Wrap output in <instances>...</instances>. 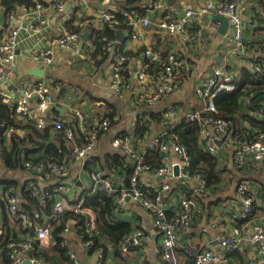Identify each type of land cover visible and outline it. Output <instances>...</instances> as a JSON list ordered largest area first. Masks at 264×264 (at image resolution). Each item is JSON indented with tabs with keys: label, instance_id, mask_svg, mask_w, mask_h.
<instances>
[{
	"label": "built area",
	"instance_id": "built-area-1",
	"mask_svg": "<svg viewBox=\"0 0 264 264\" xmlns=\"http://www.w3.org/2000/svg\"><path fill=\"white\" fill-rule=\"evenodd\" d=\"M35 1L34 6H22L6 14V26H0V93L14 82L18 69V50L28 41L32 61L42 62L46 68H51L55 62L56 48L71 51L82 39L81 32L67 28L72 20L68 15L66 0ZM243 1L245 0H207L198 8L186 9L180 18L159 19L157 26L169 33L181 32L186 41H192L197 37L194 26L204 21L203 18L207 14H221L227 17L229 32L225 34L224 39L241 51V70L250 74L256 81L262 82L259 88L262 96L258 103L253 102L257 91L251 87L243 91L239 100L244 114L239 122L245 134H237L238 127L233 120L220 116L216 105L218 97L234 93L239 87L237 80L240 79V72L231 70L230 61L213 67L210 75L199 79L194 96L202 103L200 107L183 112L177 106H167L157 111L160 119H153L143 109L137 111L132 127L134 131L121 128L110 138V173L90 154L100 137L110 132L112 120L109 117L97 116L90 122L86 113L74 110L75 120H64L51 111V107L57 103L56 96L52 84L45 80L26 81L15 100L3 98V101L13 108L17 122H31V125L41 129L50 125L55 131L64 133L66 145L71 149L62 161L35 162V159L22 157L25 169L30 170L34 176L23 186V190L39 198L42 207L39 213L45 211L46 202L50 203V213L44 218L42 225L34 224L30 220V216L22 207L17 188L7 186L6 179H2L0 197L5 203L6 211L14 219L35 228L30 237L10 239V264H21L26 259L30 264H49L42 255L36 253L42 248L55 245L66 249L70 264H81L79 253L70 242V234L77 235L87 251H92V264H105L107 253L116 250V245L102 237L100 245L93 249V238L100 236V233L97 215L86 205V196L99 190L113 198V212L117 217L125 211L128 203H134L150 213L154 232L160 235L163 264H237L233 255L245 251L246 264H264V195L257 184L246 175H241L236 184L238 200L233 199L226 206L233 226L230 231L219 234L220 250L216 251L204 240L201 241L204 244L198 245L197 248L183 246L180 242L181 233L190 228L198 217L201 209L198 198L210 195L212 186L204 174L192 170L190 154L172 129L182 122H197L200 126V147L217 157L222 167L228 163V159L238 169L252 170L264 166V130L255 127L245 117L264 121V64L257 56L259 51L264 55V42L255 45L247 38L249 22L238 10ZM77 2L84 7L89 0ZM168 7L166 0H153L151 10L166 11ZM51 8L60 14L62 20L53 41H50L51 35L46 33L50 27ZM115 12H102L96 17L104 24L119 25L120 20ZM119 12L129 18L131 39H140L136 32L137 25L147 27L152 24L147 15L136 13L134 10L123 9ZM212 22V25L206 24V27L214 33L222 24L220 21ZM23 32L26 33L25 36ZM103 39L106 40V51L109 55L114 54L111 61V87L116 92H121L125 80L123 71L126 68L129 70L134 55H126V52L132 51L126 50L125 44L120 43L118 39ZM144 54L146 58L138 73L141 86L140 107L143 108L155 105L174 93L185 67V60L173 50L162 51L157 47H145ZM234 56L235 51H227L226 57ZM153 66L160 68L158 74L151 73ZM152 76L156 77L157 81H150ZM76 119L80 131L74 126ZM153 126H157L159 130L151 137L149 132ZM142 127L145 131L140 134ZM14 130L11 126L5 131V141L10 140ZM143 138L146 139L143 141ZM151 152L159 153L158 166L148 162ZM113 155L119 156L122 162H118ZM73 160L78 162L80 169L87 170L91 181L89 185L82 183L79 178L70 179L66 162ZM175 167L178 168L177 174ZM152 177L158 178L159 181L156 183ZM40 182H44L46 186L42 187ZM179 184L186 185L189 190ZM237 201L241 204L238 205ZM57 226L62 227L59 232H55ZM84 233L88 234V238ZM152 235L144 229H134L123 238L117 250L123 255L135 250L142 252ZM181 248L191 253L192 258L179 262L177 250ZM139 264L144 263L141 260Z\"/></svg>",
	"mask_w": 264,
	"mask_h": 264
},
{
	"label": "crops",
	"instance_id": "crops-1",
	"mask_svg": "<svg viewBox=\"0 0 264 264\" xmlns=\"http://www.w3.org/2000/svg\"><path fill=\"white\" fill-rule=\"evenodd\" d=\"M123 1L89 0L86 6L81 7L77 0H66V8L69 6L67 10L68 15L71 16L72 20L68 23L67 28L73 30L79 27L82 34L88 32V40L82 38L75 49L71 51L56 48L55 62L51 68H46L42 62L32 61V51L30 42L28 41L18 50V69L15 80L12 83L14 89L7 88L8 86H6L1 93L3 98L7 97L15 100L20 95L19 89L23 83L29 80H45L52 84L57 102L55 104L65 109L66 112L64 116L61 115L56 109V105L51 107V111L61 116L64 120H75L73 118L74 110L86 113L90 122H93L97 116L109 117L112 120L110 132L100 137L96 142L95 149L90 153L98 159L100 166L108 173H110L109 160L112 156L110 138L121 128L131 130V132L134 131L132 127L137 111L143 109L152 116L153 113L156 114L157 111H161L163 108L172 105L177 106L183 112L200 107L202 103L194 96L196 84L199 79L210 75L213 67L224 64L226 61H230L229 67L231 70H239L240 79H244V72L241 70L242 59H240L239 53L241 51L224 39L225 34L220 33V29L214 33L207 29L206 24L212 25L213 23L209 17L205 16L203 18L204 21L194 26L193 30L197 34V37L192 41H186L181 32L169 33L168 31L160 30L157 26L159 19L163 17L169 19L180 18L184 15L186 9L198 8L207 0H166L169 4L166 11H152L153 0H144L141 2V6L146 9L144 15H147L151 19L152 24L147 27H143L140 24L137 25L136 32L140 35V39L138 40L131 39L130 35L126 37L124 43L125 49L132 51V56L134 55V57L130 62L129 75L125 76L123 90L116 92L111 87L113 79L111 61L114 54L110 53L105 60L100 57L94 59L93 52L95 51V47L93 39L95 37L94 30H102L105 27V24L100 19H97L96 16L106 11L119 12L123 9H129L128 5L124 4L125 2ZM255 6L254 1L245 0L239 4L238 10L249 22L246 32L247 38L252 40L255 45H260V43L264 42V19L261 21L253 19ZM49 22L50 27L46 33L51 35L50 41H53L57 35V28L62 23L60 14L53 8L49 12ZM118 31L130 33V30L125 28H119L117 29ZM25 35L26 33L23 32V36ZM115 38L117 39V37ZM145 47H157L162 51L173 50L185 60V67L174 93L164 97L155 105L143 108L140 107L142 103L139 99L141 86L138 82V73L142 69L146 58L144 54ZM228 50L235 51L234 58L226 57ZM257 56L264 60V55L260 51ZM35 68L44 69L43 78L32 74ZM151 80L157 81V78L152 76L150 77ZM30 123L19 122L22 126L29 125ZM74 126L80 131L77 119ZM27 130L29 128H26ZM158 130L157 126H153L149 132V136L152 137ZM26 131L24 128H16L13 133L16 132L20 138H25ZM53 133H55V130ZM145 139L143 138V141ZM52 140L57 142L54 135L50 141ZM6 143L9 144L10 140L6 141ZM26 148L30 149V146L26 145ZM24 155V153H21L20 157H24ZM33 156H36V154L34 153ZM228 160L226 165L223 164L225 181L219 187L212 186L211 194L206 198H198L201 203V209L193 225L180 235V242L183 246L197 248L198 245L204 244L203 242L201 243L204 240L207 242V245L216 251L220 250L218 242L219 234L230 231L233 226V221L228 214L226 206L233 199L238 200L236 184L239 178L242 177L241 175L251 178L264 195V166L254 168L255 171H252L253 169L251 170V168L238 169V167L233 166L230 159ZM219 164L222 163L219 161ZM66 165L68 166L70 179L77 180L79 178L82 183L87 185L91 183L87 170L80 169L77 161L66 162ZM256 171H259L260 174H256ZM32 178L34 176L30 170L25 168L9 170L5 168L3 161L0 160V186H3L2 179H6L7 183L16 187L22 204L25 202L22 195L23 186L28 181L30 182ZM152 180L156 183L159 181L155 177H152ZM40 185L42 187L46 186L44 182H40ZM237 203L238 205L241 204L240 201H237ZM44 209L43 213L38 212L39 216L30 217V220L34 224H43L44 218L48 216L51 210L49 202L45 203ZM5 212L0 201V232L3 234V237H30L33 235L35 231L34 226H28L21 221L15 222L9 219L12 216L8 212H6L7 214ZM118 218L131 222L134 229L149 231L153 234L152 239L145 243L142 252L135 250L128 255L121 254L116 246V250H110L107 253L105 264H139L141 260L144 264H163L160 255V235L154 232L150 213L134 203H128L125 211L121 215H118ZM70 242L78 251L81 264H92L93 253H91L92 251H87L82 240L77 235L70 234ZM246 252H238L239 257H235L237 264H242L241 261L244 258L242 259L241 255L243 254L245 257ZM177 258L179 262H184L191 259L192 254L181 248L177 250ZM0 264H2L1 255ZM21 264H24V262Z\"/></svg>",
	"mask_w": 264,
	"mask_h": 264
},
{
	"label": "trees",
	"instance_id": "trees-1",
	"mask_svg": "<svg viewBox=\"0 0 264 264\" xmlns=\"http://www.w3.org/2000/svg\"><path fill=\"white\" fill-rule=\"evenodd\" d=\"M43 2L42 0H39ZM144 0H125L124 4L129 6V11H137L139 14H144L146 9L141 6V2ZM255 2L256 6L254 8V16L253 19L263 20L264 19V0H252ZM36 4L35 0H0V11H4L5 14H8L11 11L17 10L19 7L26 6H34ZM116 17L120 20L119 25L110 26L109 24H105L104 29L102 30H94L95 37L93 39L95 51L93 52V58L100 57L102 59H106L109 56V52L106 51L105 45L107 39H115L117 29L125 28L127 30H131V26L129 24V18L124 16L121 12H115ZM1 28V27H0ZM72 31L81 32V29L78 27L73 29ZM261 44V43H260ZM126 55L131 57L132 53L126 52ZM264 64V60L260 59ZM160 68H155L154 66L151 69L152 74H157ZM128 69L126 68L123 71L124 79L127 77ZM238 81V90L234 93L228 94L226 96H221L216 99V105L219 110V115L228 119H232L235 123L238 130H236L237 134H245L244 128L240 126V117H244L241 109V103L239 102L243 91L246 88H255L257 91L256 97L253 99V102L258 103L260 97L262 96L260 91V86L262 84L261 81H256L254 77H252L248 73H244V79H239ZM252 108V107H251ZM153 119H160L159 114H152ZM246 119L250 120L255 127L264 130V121L256 120L250 116H245ZM75 123V122H73ZM0 160L3 161L5 168L9 170H18L25 168L23 165V158L20 157L21 153H24V158L27 159H35L34 161H51L58 160L62 161L71 151V149L66 145L67 139L62 131H55L53 133L52 126L48 125L47 127L41 129L37 128L35 125H25L22 126L19 122L16 121L14 110L9 105L4 103L3 96L0 93ZM13 126L15 129L17 128H29L26 131L25 138H20L16 132L12 133L10 136V143H6L4 140L5 131ZM199 124L197 122H182L178 124L172 131L176 133L181 142L186 146L191 160H192V170L198 171L204 174L207 179L209 185L213 187H219V185L225 181L223 167L219 164V160L214 155L209 152L203 150L198 141H199ZM75 128V127H74ZM145 128H141L139 130L140 134H143ZM54 135L56 141H50ZM84 140V138L82 139ZM26 145L30 146L26 148ZM25 146V147H24ZM34 153L36 156H33ZM113 157L119 162H122V159L119 156L113 155ZM148 162L152 163L154 166L159 165V153L151 152L148 156ZM252 171H255L253 169ZM256 174H260L259 171H256ZM255 178V177H254ZM7 186L10 183L5 182ZM23 202L22 207L28 213L30 217L36 216L38 211H42L41 201L38 197L33 196L30 192L22 189ZM1 198V197H0ZM1 205L5 207V203L1 198ZM86 205L90 206L97 215V224L99 228L100 236L94 237V246L93 249L98 247L100 244V239H103L107 242L114 243L117 247L123 240V238L130 234L134 227L131 222L125 221L123 219L118 218L113 212L114 200L112 197L108 196L102 190L97 191L94 194L86 196ZM7 212V211H6ZM5 212V213H6ZM7 214V213H6ZM9 215V214H8ZM14 220L15 222H19V220H15L14 218H9ZM62 227H56L55 232H59ZM82 230V229H81ZM86 238H88V234L84 233ZM13 237H3V234L0 232V255L2 256V264H10L11 259L9 255L8 243ZM38 255H42L49 264H70L68 257L66 255V249L59 246H51L40 249ZM240 254V253H239ZM237 256L239 257L238 252L233 255L234 259ZM242 257V264H246V259L244 255Z\"/></svg>",
	"mask_w": 264,
	"mask_h": 264
},
{
	"label": "water",
	"instance_id": "water-1",
	"mask_svg": "<svg viewBox=\"0 0 264 264\" xmlns=\"http://www.w3.org/2000/svg\"><path fill=\"white\" fill-rule=\"evenodd\" d=\"M68 7H67V10H68ZM206 16L209 17L212 21H220L221 24H222L221 27H220V33L226 34V32L228 30V27H229V21H228L227 17H225L224 15H221V14H212V13H209ZM0 26L1 27L6 26V14H5L4 11H2L0 13ZM0 32H1V28H0ZM129 35H130L129 32L125 33V32H122V31H118L117 34H116V37H117L118 41L123 44L126 41V37L129 36ZM82 38L84 40H88L89 33L88 32L84 33L82 35ZM221 59H220V61H221ZM32 74L37 75V76L43 78L44 77V69H41V68L40 69H37V68H35L32 71ZM7 88L14 89V85L13 84H10V85H8ZM56 109L58 110V112H60L61 115H63V116L65 115V112L66 111L62 107H59L58 105H56ZM175 173L176 174L178 173V168L177 167H175ZM179 185H182V184H179ZM182 186L184 188H186V189L189 190V188L186 185H182ZM263 257H264V255H263ZM24 264H30V261L28 259H26L24 261Z\"/></svg>",
	"mask_w": 264,
	"mask_h": 264
}]
</instances>
